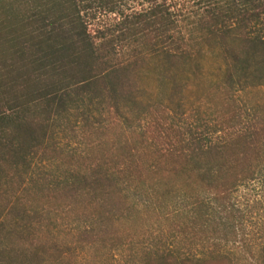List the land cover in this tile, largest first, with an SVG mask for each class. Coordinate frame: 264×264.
I'll use <instances>...</instances> for the list:
<instances>
[{
  "label": "trees",
  "instance_id": "trees-1",
  "mask_svg": "<svg viewBox=\"0 0 264 264\" xmlns=\"http://www.w3.org/2000/svg\"><path fill=\"white\" fill-rule=\"evenodd\" d=\"M103 15L114 16V31ZM184 19L219 51L233 82V117L207 137L181 133L167 112L142 111L133 65L118 62L128 39L167 65L186 62ZM262 68L264 0H0V264H45L33 222L57 200L89 223L91 247L122 241L114 228L140 189L171 193L183 205L172 237L211 250L158 251L145 264H264V222H253L251 195L264 189V117L242 114L235 97L258 85ZM67 134L88 151L85 171L45 192L37 168L64 159Z\"/></svg>",
  "mask_w": 264,
  "mask_h": 264
},
{
  "label": "rangeland",
  "instance_id": "rangeland-1",
  "mask_svg": "<svg viewBox=\"0 0 264 264\" xmlns=\"http://www.w3.org/2000/svg\"><path fill=\"white\" fill-rule=\"evenodd\" d=\"M140 6L122 4L127 12ZM102 20L110 31L115 30L114 16L103 15ZM193 23L191 19H184L181 28L183 33L180 34V40L187 53L186 62L167 65L153 56L148 48L138 45L137 40L133 42L129 39L119 43L118 62L133 65L134 72L130 77L139 90L142 111L153 110V116L158 119L167 112L172 118L170 122L181 133L192 130L197 137H207L214 129L221 128L223 115L225 118L233 117V82L226 84L227 70L219 51L201 43L197 28L192 27ZM141 52L145 54V62H139ZM135 62L138 63L135 65ZM258 76V85L235 91L245 116L258 113L264 117V68L260 69ZM64 138L61 139L64 159L38 167L34 176L35 183L45 192L48 185H63L74 174L85 171L88 151L83 142L72 134ZM210 138L216 140V136ZM29 186L34 193L39 191L36 184L29 183ZM147 186L141 185L142 188ZM141 192L140 189L138 193H131L128 210L114 228L119 230L122 241L99 249L85 241L89 223L79 217L77 212L59 210L58 200L53 204L52 212H46L41 207L43 217H38L41 223H33L36 237L42 240L45 264H145L150 255L158 251L177 249L182 255L191 252V255L198 257L211 252L200 244L190 250L186 242L172 237L170 222L183 205L176 204L177 200L171 193L164 192L169 197L163 199L161 192L155 194L149 189V193L144 196ZM251 195L256 200L255 218H259L253 222H264V189ZM40 201L42 204L43 199L39 198L33 205L35 209L40 208Z\"/></svg>",
  "mask_w": 264,
  "mask_h": 264
}]
</instances>
